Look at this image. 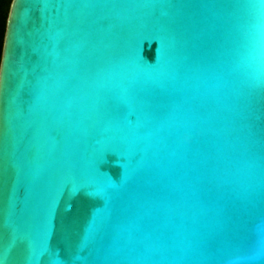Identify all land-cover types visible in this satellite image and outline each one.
<instances>
[{"label":"water","instance_id":"water-1","mask_svg":"<svg viewBox=\"0 0 264 264\" xmlns=\"http://www.w3.org/2000/svg\"><path fill=\"white\" fill-rule=\"evenodd\" d=\"M0 264H264V0H12Z\"/></svg>","mask_w":264,"mask_h":264},{"label":"trees","instance_id":"trees-1","mask_svg":"<svg viewBox=\"0 0 264 264\" xmlns=\"http://www.w3.org/2000/svg\"><path fill=\"white\" fill-rule=\"evenodd\" d=\"M12 0H0V63L6 31V23Z\"/></svg>","mask_w":264,"mask_h":264}]
</instances>
